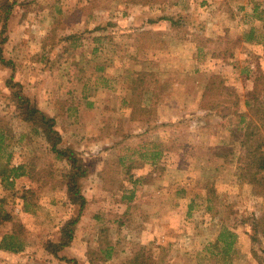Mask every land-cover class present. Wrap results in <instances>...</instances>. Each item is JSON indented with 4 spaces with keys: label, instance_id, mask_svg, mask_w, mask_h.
Instances as JSON below:
<instances>
[{
    "label": "rangeland",
    "instance_id": "374dc122",
    "mask_svg": "<svg viewBox=\"0 0 264 264\" xmlns=\"http://www.w3.org/2000/svg\"><path fill=\"white\" fill-rule=\"evenodd\" d=\"M10 1L4 54L15 80L91 167L78 244L62 254L78 264H125L136 253L145 264H264L253 225L264 196L244 176L240 142L224 143L234 110L264 104V0ZM141 73L142 94L132 90ZM11 74L0 62V117L33 170L13 188L0 180V191L16 216L27 194L25 234L45 244L78 208L67 196L69 165L20 117ZM223 225L237 234L227 258L205 248ZM106 242L117 249L108 260ZM49 256L39 264H71Z\"/></svg>",
    "mask_w": 264,
    "mask_h": 264
},
{
    "label": "trees",
    "instance_id": "16d2710c",
    "mask_svg": "<svg viewBox=\"0 0 264 264\" xmlns=\"http://www.w3.org/2000/svg\"><path fill=\"white\" fill-rule=\"evenodd\" d=\"M2 2L3 4L0 5V9H3L5 14L4 17H2L3 26L0 30V62L12 69V74L7 79L6 85L11 91V96L15 101L20 117L24 121L32 123L37 131L45 137L50 145V150L55 153L56 158L68 163L69 170L64 174L67 196L69 203L78 208L77 215L70 217L61 225L59 239L47 240L44 247L45 250L54 257L71 264H78L74 258H70L62 254V252L72 244L77 225L86 208L87 198L82 192V181L90 174L91 167L86 162L82 153L72 146L63 144V136L57 128L56 117L50 116L40 109L38 104L23 92L21 83L15 80L14 64L12 60L7 59L4 54V44L7 42L8 37L3 36L10 19L9 16L13 13L14 1L3 0ZM171 21L174 26L180 22V20L174 21V19ZM132 82V90L142 94V90L139 88L144 82L143 73L133 76ZM106 86H109L108 83H106ZM217 86L212 85L211 89H215ZM206 94L207 93H204V96ZM245 107L246 109L244 110L240 109L232 112L233 117L229 120V125L234 124L236 128L230 129L231 137L225 140L224 143L230 144L234 141L240 142L242 148L241 168L245 172L244 176L246 180L251 183L255 192L264 196V104L255 98L253 103L251 101H245ZM140 110L145 114L150 113L148 119L153 117L150 108L138 106L137 112H140ZM135 118H138V116L136 115ZM15 136L11 126L0 117V180L5 188H13L16 179L30 175L33 170L30 169V163L24 160L23 156L25 155V151L18 147L22 138L18 139ZM161 152V147L153 152V155H151L153 162L161 157ZM17 155H19L20 158L22 157V160L19 162L16 161ZM132 166L133 165H131V167ZM134 166L137 165L134 164ZM27 199L28 196L25 193L23 195L24 202L22 206L25 212L30 211V205ZM0 220H8L13 223L12 235H10V237H4L0 244V248L18 250L14 247L13 239L20 234H24L23 223L19 217L13 213V210L6 205V200L4 198L0 199ZM253 225L257 232L261 231L264 234V216L260 219H254ZM236 242L237 234L227 225H223L216 241L210 243L205 248L207 251L211 252L212 255L217 256L222 254L227 258L231 253L237 251ZM99 249L100 254L106 260L112 258L117 253L115 245L111 242H106V246L101 245ZM262 250L264 254V248ZM91 260L92 262H96L94 258ZM144 261L145 259H140V254L136 253L134 257L128 259L125 264H145Z\"/></svg>",
    "mask_w": 264,
    "mask_h": 264
},
{
    "label": "crops",
    "instance_id": "0c3cea01",
    "mask_svg": "<svg viewBox=\"0 0 264 264\" xmlns=\"http://www.w3.org/2000/svg\"><path fill=\"white\" fill-rule=\"evenodd\" d=\"M144 3H146V1H144ZM20 179L21 178L16 179L15 183L20 181ZM7 197L8 192L0 191V199L4 198L6 200ZM22 213L18 217L23 223L24 234H20L13 239L14 247L18 250L0 248V264H12L11 262L14 264H39L42 257L45 256V258H47V256H49L45 250L43 242L41 243V239H31L27 233L25 234L27 225L24 221V217L28 212L23 211ZM12 233L13 223L8 220H0V244L2 243L4 237H10ZM77 244L78 241L74 238L72 245Z\"/></svg>",
    "mask_w": 264,
    "mask_h": 264
}]
</instances>
